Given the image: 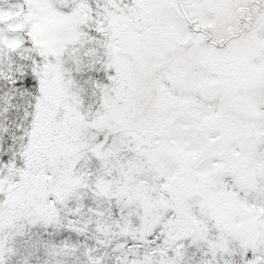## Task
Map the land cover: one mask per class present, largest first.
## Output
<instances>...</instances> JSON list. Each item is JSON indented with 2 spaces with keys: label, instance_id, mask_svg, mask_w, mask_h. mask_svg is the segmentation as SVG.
Returning a JSON list of instances; mask_svg holds the SVG:
<instances>
[{
  "label": "snow or ice",
  "instance_id": "snow-or-ice-1",
  "mask_svg": "<svg viewBox=\"0 0 264 264\" xmlns=\"http://www.w3.org/2000/svg\"><path fill=\"white\" fill-rule=\"evenodd\" d=\"M0 264H264V0H0Z\"/></svg>",
  "mask_w": 264,
  "mask_h": 264
}]
</instances>
